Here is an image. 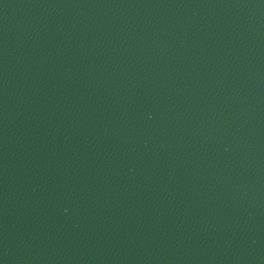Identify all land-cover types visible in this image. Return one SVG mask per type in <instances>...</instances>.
<instances>
[{
	"label": "water",
	"instance_id": "1",
	"mask_svg": "<svg viewBox=\"0 0 264 264\" xmlns=\"http://www.w3.org/2000/svg\"><path fill=\"white\" fill-rule=\"evenodd\" d=\"M0 264H264V0H0Z\"/></svg>",
	"mask_w": 264,
	"mask_h": 264
}]
</instances>
